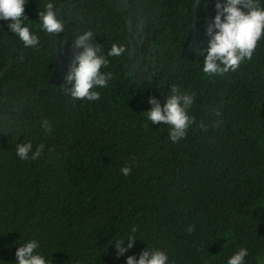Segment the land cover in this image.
Returning <instances> with one entry per match:
<instances>
[{"label":"trees","instance_id":"obj_1","mask_svg":"<svg viewBox=\"0 0 264 264\" xmlns=\"http://www.w3.org/2000/svg\"><path fill=\"white\" fill-rule=\"evenodd\" d=\"M47 2L24 5L35 47L0 20V264L26 239L51 264H125L147 246L171 264H225L240 247L245 264H264V35L235 71L209 75L193 46L206 47L212 0H51L57 36L37 26ZM84 29L105 52L125 48L95 101L62 85ZM170 84L194 95L176 142L143 113ZM25 141L43 145L36 159L16 155ZM133 227L117 257L110 243Z\"/></svg>","mask_w":264,"mask_h":264},{"label":"clouds","instance_id":"obj_2","mask_svg":"<svg viewBox=\"0 0 264 264\" xmlns=\"http://www.w3.org/2000/svg\"><path fill=\"white\" fill-rule=\"evenodd\" d=\"M208 2L209 0H204L205 7ZM212 2L214 15L207 20L204 27L206 47L193 46L196 54L203 55L202 72L209 75L235 71L242 61L251 58L257 41L264 35V7H260L257 0ZM25 3L26 0H0V20H7L8 29L25 48H31L37 46L39 41L37 34L30 29V20L24 13ZM38 15L37 26L43 32L57 36L64 28L65 22L60 18L58 10L54 9L51 0ZM74 37L71 45L73 55L64 75L63 90L73 99L95 101L99 98L97 89L105 87L111 78V73L102 69L109 64V57H120L125 48L123 44L112 43L106 52L103 51L100 45L94 43V32L90 29L77 31ZM169 88L163 94V104L156 96H149L147 103L151 107L143 113L148 123L163 122L168 128L169 139L176 142L186 135V130L192 124L193 118L188 110L193 105L194 95L182 91L175 84H170ZM41 126L46 131L50 128L47 121H42ZM42 147L43 145H38L33 150L31 141L19 142L15 145V153L21 160L36 159ZM120 171L127 175L130 167L123 166ZM188 230H192L191 226ZM135 232L133 227L127 238L116 239L110 243L114 246L117 257L132 248L134 240L137 239L133 235ZM18 245L15 249V264H51L37 251V240L26 239ZM247 254V249L240 247L227 257L225 264H245ZM124 259L125 264H171L165 250L149 246L138 256L130 254Z\"/></svg>","mask_w":264,"mask_h":264}]
</instances>
